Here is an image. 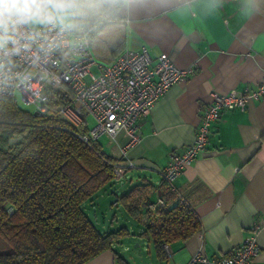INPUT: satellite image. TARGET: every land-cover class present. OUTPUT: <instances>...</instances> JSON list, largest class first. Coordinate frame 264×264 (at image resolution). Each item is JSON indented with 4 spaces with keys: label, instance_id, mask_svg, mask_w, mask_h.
Here are the masks:
<instances>
[{
    "label": "crops",
    "instance_id": "1",
    "mask_svg": "<svg viewBox=\"0 0 264 264\" xmlns=\"http://www.w3.org/2000/svg\"><path fill=\"white\" fill-rule=\"evenodd\" d=\"M250 7L255 11L245 13ZM119 13L126 24L124 49L164 52L178 67L194 70L139 119V139L124 152L125 129L98 138L101 150L123 169L118 184L106 191L115 197L143 180L159 185L170 151L181 152L193 141L212 91L264 89V0H125ZM176 182L199 220L198 230L168 243V252L158 257L152 243L138 236L143 225L121 207L130 234L84 264H116V253L128 264H185L199 247L207 257H219L253 235L259 245L254 260L264 264V224L254 229L264 219V93L243 109L221 110L204 147ZM156 196L157 191L150 198ZM95 201L84 204L85 212L99 228L116 229L117 214L107 223L95 213ZM129 240L136 241L133 248Z\"/></svg>",
    "mask_w": 264,
    "mask_h": 264
},
{
    "label": "trees",
    "instance_id": "2",
    "mask_svg": "<svg viewBox=\"0 0 264 264\" xmlns=\"http://www.w3.org/2000/svg\"><path fill=\"white\" fill-rule=\"evenodd\" d=\"M124 1L99 0L75 21L76 27L93 26L89 43L98 62H112L125 48L126 24L119 13ZM69 100L67 91H51L46 112L37 115L16 97H0V264H84L130 234L124 226L99 228L85 212L84 204L116 179L117 159L98 142L88 146L79 140L76 133L87 130L85 121L76 126L59 113ZM157 197L169 205L148 209ZM175 197L162 179L158 186L143 180L114 199L143 225L138 236L152 243L158 257L168 243L199 228L191 206ZM115 261L128 264L117 253Z\"/></svg>",
    "mask_w": 264,
    "mask_h": 264
},
{
    "label": "built area",
    "instance_id": "3",
    "mask_svg": "<svg viewBox=\"0 0 264 264\" xmlns=\"http://www.w3.org/2000/svg\"><path fill=\"white\" fill-rule=\"evenodd\" d=\"M92 28L91 24L83 23L63 34L58 29L38 28L47 40L41 39L31 49L12 58L14 66L11 71L0 74V97H15V92H18L24 102L33 106L32 112L41 115L47 110L51 91H67L71 100L60 106L61 116L76 126L87 115L93 120L85 132L76 133L79 140L91 146L102 134L113 137L119 129H125L128 141L122 149L124 152L139 139V119L171 85L193 72L194 67H178L167 53L155 55L145 48H126L112 62H98L89 43ZM39 43L44 44L45 51L39 50ZM49 45L52 46L50 51L47 50ZM37 55L39 60H36ZM95 68L97 72L93 71ZM25 76L30 79L21 83L18 77ZM262 93V86L242 94L234 90L210 93L193 141L181 152L170 151L162 170V179L176 194V200H184L176 188L177 178L204 147L221 110L243 109L248 99L258 98ZM113 165L114 178L117 179L123 169L116 162ZM116 203L114 200L113 205ZM168 205L163 198L157 197L147 207L156 210ZM260 224H264V219L254 225V229ZM258 250L259 245L253 235L219 257H207L199 247L185 264H258L254 260ZM165 251L168 252L167 248Z\"/></svg>",
    "mask_w": 264,
    "mask_h": 264
},
{
    "label": "clouds",
    "instance_id": "4",
    "mask_svg": "<svg viewBox=\"0 0 264 264\" xmlns=\"http://www.w3.org/2000/svg\"><path fill=\"white\" fill-rule=\"evenodd\" d=\"M99 0H0V74L10 72L13 57L31 49L41 39L47 40L38 28L59 30V33L75 29V21L86 17ZM245 13L255 11L246 8ZM51 45L48 51L51 50ZM39 50L45 51L43 43ZM40 57L37 55L36 60ZM23 83L30 77L19 78Z\"/></svg>",
    "mask_w": 264,
    "mask_h": 264
},
{
    "label": "rangeland",
    "instance_id": "5",
    "mask_svg": "<svg viewBox=\"0 0 264 264\" xmlns=\"http://www.w3.org/2000/svg\"><path fill=\"white\" fill-rule=\"evenodd\" d=\"M94 72H97L98 70L95 68L93 69ZM15 97L17 99V101L19 102V104L24 107L27 110L32 111L33 110V106L30 104H27L26 102H24L21 97L20 94L18 92H15ZM87 121H88V126L92 125L93 120L91 118V116L87 115L85 116ZM10 141L12 142L13 139L11 138ZM118 179H114L111 180L109 183H107L105 185L104 188V193L102 195H99L95 201V203H93V205H95V213H97L98 216L101 215H105V220L108 221L113 217V214L116 213L117 214V221H115L114 223V228H118L119 226H125L127 223H125V219H122V217H124L122 214H119L122 211L121 206H115L112 204L113 200L115 199V195L113 193H111L110 191L106 192L107 190H109L111 188V186H115L118 183ZM88 212V210H87ZM121 215V216H120ZM90 216L93 217L92 213H90ZM117 222V223H116ZM136 241H134L133 243L131 242V240L128 241V244L130 245L131 248H133L132 246L134 245ZM140 247L142 246V241H140ZM119 249V247L117 248V250ZM121 253V250H120Z\"/></svg>",
    "mask_w": 264,
    "mask_h": 264
},
{
    "label": "water",
    "instance_id": "6",
    "mask_svg": "<svg viewBox=\"0 0 264 264\" xmlns=\"http://www.w3.org/2000/svg\"><path fill=\"white\" fill-rule=\"evenodd\" d=\"M173 205H174V203L171 206H173Z\"/></svg>",
    "mask_w": 264,
    "mask_h": 264
}]
</instances>
